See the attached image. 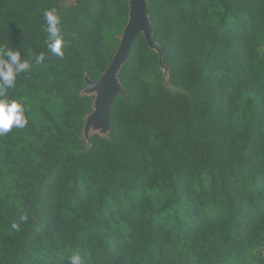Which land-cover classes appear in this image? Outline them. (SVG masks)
Masks as SVG:
<instances>
[{
  "label": "trees",
  "instance_id": "1",
  "mask_svg": "<svg viewBox=\"0 0 264 264\" xmlns=\"http://www.w3.org/2000/svg\"><path fill=\"white\" fill-rule=\"evenodd\" d=\"M67 1L0 0V46L46 57L8 93L28 124L0 137V264H264V0H148L162 60L141 33L89 139L130 0Z\"/></svg>",
  "mask_w": 264,
  "mask_h": 264
},
{
  "label": "water",
  "instance_id": "2",
  "mask_svg": "<svg viewBox=\"0 0 264 264\" xmlns=\"http://www.w3.org/2000/svg\"><path fill=\"white\" fill-rule=\"evenodd\" d=\"M129 5V20L124 28L120 44L110 66L97 81H92L86 77L89 85L84 90V93L86 90H97L94 100L95 107L97 105V108L94 109L93 104V111L87 116L84 129L87 139L90 137L88 135L90 127L95 123H98L99 126H104L107 129L105 134H108L110 130L109 112L111 106L118 94H126L117 75L128 59L134 41L141 33H144L149 46L159 53L160 60H162V46L153 40V27L149 18L148 0H130ZM162 66L168 70L163 63Z\"/></svg>",
  "mask_w": 264,
  "mask_h": 264
},
{
  "label": "clouds",
  "instance_id": "3",
  "mask_svg": "<svg viewBox=\"0 0 264 264\" xmlns=\"http://www.w3.org/2000/svg\"><path fill=\"white\" fill-rule=\"evenodd\" d=\"M46 22L47 47L51 53L63 59L65 40L62 35V21L55 9L44 12ZM45 54L40 53L28 59H22L18 49L0 46V137L13 128L23 129L28 124L24 105L16 99H9L8 93L16 85L17 77L32 69V61L40 65L45 61ZM22 219H26L22 217ZM17 230L18 225H13ZM70 264H83L82 257L76 253L70 257Z\"/></svg>",
  "mask_w": 264,
  "mask_h": 264
},
{
  "label": "rangeland",
  "instance_id": "4",
  "mask_svg": "<svg viewBox=\"0 0 264 264\" xmlns=\"http://www.w3.org/2000/svg\"><path fill=\"white\" fill-rule=\"evenodd\" d=\"M75 0H68L67 1V4H71V3H73ZM260 51H261V54L262 55H264V47H262V48H260ZM97 90H86V92L85 93H87V94H94L95 95V97H96V95H97V92H96ZM95 108H97V105H96V107H95V103H94V109ZM107 132V129L104 127V126H99V124L98 123H95V124H93L91 127H90V131L88 132V135L90 136V135H92V134H94V133H99V134H102V135H106L105 133Z\"/></svg>",
  "mask_w": 264,
  "mask_h": 264
}]
</instances>
